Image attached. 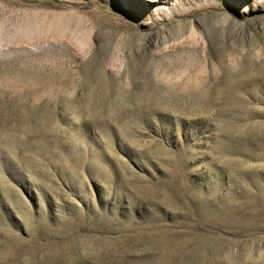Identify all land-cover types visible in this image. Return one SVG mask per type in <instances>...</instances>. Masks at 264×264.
<instances>
[{
	"label": "rangeland",
	"instance_id": "rangeland-1",
	"mask_svg": "<svg viewBox=\"0 0 264 264\" xmlns=\"http://www.w3.org/2000/svg\"><path fill=\"white\" fill-rule=\"evenodd\" d=\"M0 264H264V0H0Z\"/></svg>",
	"mask_w": 264,
	"mask_h": 264
},
{
	"label": "bare ground",
	"instance_id": "bare-ground-1",
	"mask_svg": "<svg viewBox=\"0 0 264 264\" xmlns=\"http://www.w3.org/2000/svg\"><path fill=\"white\" fill-rule=\"evenodd\" d=\"M257 213V211H252V210H248V211H245V212H243V213H241V214H243L244 216H254L255 214ZM242 216V215H241ZM235 217H237L238 218V216L236 215V214H234V213H231L230 211H228V212H226V216H225V219H230V218H235ZM243 218V217H242ZM19 249H22V248H19ZM19 249H15V251L13 252V255H15L16 254V252L17 251H19Z\"/></svg>",
	"mask_w": 264,
	"mask_h": 264
}]
</instances>
